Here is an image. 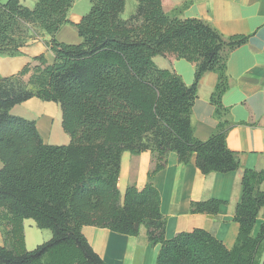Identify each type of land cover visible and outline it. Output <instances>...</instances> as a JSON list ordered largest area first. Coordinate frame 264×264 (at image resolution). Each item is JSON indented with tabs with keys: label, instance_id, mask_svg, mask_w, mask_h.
Wrapping results in <instances>:
<instances>
[{
	"label": "trees",
	"instance_id": "trees-1",
	"mask_svg": "<svg viewBox=\"0 0 264 264\" xmlns=\"http://www.w3.org/2000/svg\"><path fill=\"white\" fill-rule=\"evenodd\" d=\"M75 0H37L32 9L19 0H0V54L17 55L41 32L54 59H33L18 74L0 76V226L4 245L0 264H105L81 233L83 226L137 236L145 227L148 241L160 245L156 264H257L264 241V170L244 169L241 200L235 208L238 235L232 249L202 229L166 239V218L153 176L169 153L189 163L195 155L203 175L240 168L226 146L227 123L206 141L194 138L190 116L203 73L218 74L211 96L215 113L223 108L227 88L224 49L247 37L224 40L197 19L180 20L162 10L161 0H138L134 14L121 18L125 0H90L78 24L82 42L55 40L70 23ZM174 55L195 64L193 83L185 85L173 71L158 68L153 58ZM31 72L29 80L22 77ZM37 98L59 105L67 145L45 144L34 121L10 114L15 105ZM155 154V167L142 188L118 191L122 153ZM218 200L194 202L193 214H216ZM32 219L51 238L27 251L23 221ZM264 264V257L261 262Z\"/></svg>",
	"mask_w": 264,
	"mask_h": 264
},
{
	"label": "crops",
	"instance_id": "crops-1",
	"mask_svg": "<svg viewBox=\"0 0 264 264\" xmlns=\"http://www.w3.org/2000/svg\"><path fill=\"white\" fill-rule=\"evenodd\" d=\"M32 9L37 0H19ZM138 0H125L121 14L127 20L134 14ZM162 10L180 20L197 19L216 30L227 40L232 36L247 37L245 43L222 52L225 60L227 88L221 95L223 108L215 113L211 96L218 83V74L208 71L198 81L196 97L191 107L190 122L193 136L199 141L208 140L220 123H227L226 146L233 152L240 168L227 172L203 175L192 155L189 163L178 162L175 153L166 158L163 169L152 178L160 195V213L166 218L165 238L176 234L202 229L221 242L228 250L236 243L238 224L234 221L235 208L241 200L244 169L264 170V0H161ZM91 8L90 0H75L67 13L70 23L55 34V40L64 44H79L82 39L73 24H78ZM50 36L39 33L20 48L17 55L0 54V76L18 74L35 57L43 56L48 64L54 56L46 46ZM155 65L177 74L189 86L193 83L195 64L174 55L156 56ZM31 72L22 77L27 82ZM10 114L34 121L45 144L67 145L70 137L62 129V114L58 104L31 98L11 108ZM155 154L144 152L132 155L122 153L118 177V191L123 198L127 187L142 189L148 182V174L155 167ZM2 164L0 162V169ZM264 191V182L259 186ZM218 200L223 202L216 214H193L194 202ZM264 219L260 209L252 234L255 236ZM24 243L27 251L51 238L47 229H38L32 219L23 221ZM82 235L92 250L105 264H156L160 245H152L141 226L137 236L115 233L105 228L83 226ZM4 245L0 226V246ZM264 257V241L258 261Z\"/></svg>",
	"mask_w": 264,
	"mask_h": 264
},
{
	"label": "rangeland",
	"instance_id": "rangeland-1",
	"mask_svg": "<svg viewBox=\"0 0 264 264\" xmlns=\"http://www.w3.org/2000/svg\"><path fill=\"white\" fill-rule=\"evenodd\" d=\"M257 264H259V261H258V259H257Z\"/></svg>",
	"mask_w": 264,
	"mask_h": 264
}]
</instances>
